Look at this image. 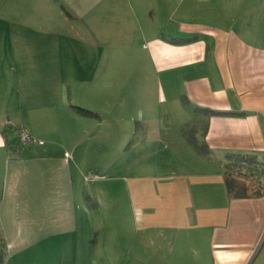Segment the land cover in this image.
<instances>
[{
  "label": "crops",
  "instance_id": "obj_1",
  "mask_svg": "<svg viewBox=\"0 0 264 264\" xmlns=\"http://www.w3.org/2000/svg\"><path fill=\"white\" fill-rule=\"evenodd\" d=\"M66 1L78 28L58 8L50 30L46 0L1 13L2 264H264V195L224 183L229 155L264 160V0ZM88 66L96 117L71 107ZM186 112L205 154L170 123Z\"/></svg>",
  "mask_w": 264,
  "mask_h": 264
},
{
  "label": "rangeland",
  "instance_id": "obj_2",
  "mask_svg": "<svg viewBox=\"0 0 264 264\" xmlns=\"http://www.w3.org/2000/svg\"><path fill=\"white\" fill-rule=\"evenodd\" d=\"M22 1L24 2H28L30 0H0V18H1V13L3 14H8L10 13L11 11H17L15 9L11 10V2H14L16 3V8H19V10H21L22 8L25 7V4H22ZM48 1V10H44L45 13H48V17L46 19L47 21V27H49V29H54V28H62L63 26L60 24V21H59V18L61 16H59L58 14H56L58 16V20L55 16H53V14H55L57 12V9L58 8H61L63 11V18L64 19H75L76 18V15L68 8L69 6L67 5V1L66 0H46ZM75 12V11H74ZM3 21V20H2ZM0 21V28L2 31H6L7 30V21L5 22H2ZM81 19H75V20H72L71 22L75 23V26L78 28V24L77 23H81ZM13 23V28H19L18 26V21H9V25ZM70 26H68V28H70ZM66 30V28H65ZM1 33V31H0ZM81 38L82 41H85V40H88L89 38L91 37H86V36H82L80 35L79 36ZM80 39L78 38V40L74 41L73 43L79 48L78 49V54H79V57L81 59H86L85 57H87V53L84 51V46H83V42L82 41H79ZM10 66V65H9ZM12 67H10L11 69L15 68L13 67V65H11ZM10 70V69H9ZM86 72L87 74L89 75H84L82 78L87 80L88 81V78L91 79V66H88L86 68ZM81 75V74H80ZM35 77V76H34ZM80 84L79 87L81 88L82 86H84V84L82 82L78 83ZM67 85V84H66ZM88 85V88L87 89H84V92H85V95H82L81 98L82 99H74V103H71V104H76L75 106H79V107H82L84 108V105L85 106H88L89 108H91V83L88 81L87 84ZM86 85L84 87H86ZM34 86V84H33ZM68 86V85H67ZM69 87H73L72 84H69L68 88ZM76 88H78V86H76ZM6 89V87L4 88ZM29 92L33 93V89L32 87L29 89ZM87 93H89L90 95H86ZM34 94V93H33ZM81 93H78L77 96L80 97ZM72 101V102H73ZM76 102V103H75ZM81 104V105H79ZM164 106V104L161 105V108ZM87 109V108H86ZM176 110H179V107H176ZM170 123H175V125H178L180 123H184L186 122V135L187 137L190 139H192L196 144L198 145H201L202 144V141L200 139V132H199V124L196 122V118L194 115L192 114H188V112H186L185 114H179V113H175V115H170ZM169 117H162L160 118V121L158 122L159 124H157L159 127H165V125H167V121L169 119ZM156 121V120H155ZM193 122V123H192ZM157 123V121L155 122ZM165 129V128H164ZM162 129V130H164ZM188 129V130H187ZM160 136V138L164 141L163 138H165V135L164 133H159L158 134ZM111 137H112V134H111ZM114 140L115 139V134L113 135V137L111 138V140ZM190 145V144H189ZM187 152L190 151V153H194L195 149L193 148V146L191 147V149L188 147L186 148ZM115 154H113L114 156ZM185 155V154H184ZM186 156V155H185ZM114 162L112 164H107V168L105 167V172L104 174L106 173L107 176H109L110 178L112 179H115V182H120V176H122V171L120 170V167L122 165H119V158L118 156H116ZM193 168H194V165H193ZM111 179V180H112ZM114 181V180H112ZM114 182V183H115ZM118 185V184H116ZM86 186H93L92 182L90 183H87ZM90 232V235H91V230L89 231ZM95 234H96V230H95ZM88 235V230H87V227L85 228V230L82 232H80V237L81 238H86ZM84 241V240H82ZM73 242L72 241H69V242H55V243H50L48 242L47 243V247L48 249H56V250H61V249H65L66 247H68L69 249H71V251L74 250V244H72ZM79 248V252H83L81 251V248L82 247H78ZM73 249V250H72ZM4 257L6 258V254L4 253ZM5 258H4V262H5ZM144 264V263H143Z\"/></svg>",
  "mask_w": 264,
  "mask_h": 264
},
{
  "label": "trees",
  "instance_id": "obj_3",
  "mask_svg": "<svg viewBox=\"0 0 264 264\" xmlns=\"http://www.w3.org/2000/svg\"><path fill=\"white\" fill-rule=\"evenodd\" d=\"M82 116L96 117L97 113L79 106H71ZM189 143L200 154L207 153L204 142L196 144L191 138ZM229 161L224 164V183L227 192L233 198L264 195V160L258 159L253 153L229 155ZM0 264L2 255L0 253Z\"/></svg>",
  "mask_w": 264,
  "mask_h": 264
},
{
  "label": "built area",
  "instance_id": "obj_4",
  "mask_svg": "<svg viewBox=\"0 0 264 264\" xmlns=\"http://www.w3.org/2000/svg\"><path fill=\"white\" fill-rule=\"evenodd\" d=\"M18 137L19 140L23 143H39L41 144L42 141L38 140L36 138H34L33 136H31L26 130L22 129V128H18ZM91 175L89 174L88 177H90Z\"/></svg>",
  "mask_w": 264,
  "mask_h": 264
}]
</instances>
